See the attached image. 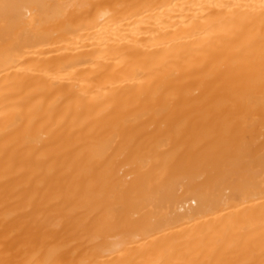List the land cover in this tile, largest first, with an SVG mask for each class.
I'll return each instance as SVG.
<instances>
[{"label": "bare ground", "instance_id": "bare-ground-1", "mask_svg": "<svg viewBox=\"0 0 264 264\" xmlns=\"http://www.w3.org/2000/svg\"><path fill=\"white\" fill-rule=\"evenodd\" d=\"M0 264H264V0H0Z\"/></svg>", "mask_w": 264, "mask_h": 264}]
</instances>
